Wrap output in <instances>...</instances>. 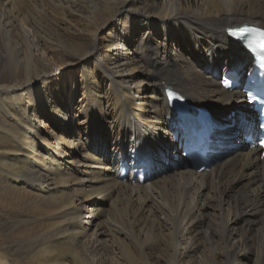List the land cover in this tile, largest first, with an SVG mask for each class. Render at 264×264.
Listing matches in <instances>:
<instances>
[{"label":"bare ground","instance_id":"bare-ground-1","mask_svg":"<svg viewBox=\"0 0 264 264\" xmlns=\"http://www.w3.org/2000/svg\"><path fill=\"white\" fill-rule=\"evenodd\" d=\"M243 24L264 28V0H0V264H140L127 244L142 264H264L256 113L220 83L252 67L225 32ZM166 88L212 113L205 169L176 156Z\"/></svg>","mask_w":264,"mask_h":264},{"label":"rangeland","instance_id":"rangeland-1","mask_svg":"<svg viewBox=\"0 0 264 264\" xmlns=\"http://www.w3.org/2000/svg\"><path fill=\"white\" fill-rule=\"evenodd\" d=\"M40 21H42L44 24L47 25V23L45 21H43L42 19H40ZM57 65L61 68H64V72L61 75V78H63V80L61 81V86H62L63 91H65L64 96H63L64 101L67 105L69 104V106L73 107V108L75 107V104L77 105L76 109L75 110L73 109V112H71V119H72L74 128L78 129L80 127V125H79L80 120L82 119L81 112L78 111L80 108V105H78V103L80 102L81 98L83 97V95H82L83 92L81 90V81L84 77L83 71H81L82 70L81 64H79V63L69 64V63H66L63 61V63H59ZM83 107L84 106H81V110ZM75 114H76V116H75ZM38 120H39V118H38ZM228 121H232V117H228ZM50 129H52V128L49 127V130ZM242 136H243V134H242ZM240 137L238 136V139ZM236 140H237V135L235 134V135H233V138H231L229 140V142H227V144H225L223 147H220V150L218 151L217 154H220V156H221L222 154H224L223 151H225L229 148L231 149V148L236 147L237 146V145H235ZM216 142L217 141H214V143H216ZM212 153H214V152L212 151L211 154ZM181 159L184 161L185 164H188V161L186 160L185 157L181 156ZM82 219L83 220L86 219V216ZM127 249L129 251V254L131 255V257L133 259L137 260L140 264H142L141 257L139 256L137 250L131 244H127ZM107 253H108V255H106V256L109 257V259H111L113 261H115V260L118 261L120 259L119 261H123L122 260L123 258H120L119 253L115 248H114V250L113 249L107 250Z\"/></svg>","mask_w":264,"mask_h":264},{"label":"snow or ice","instance_id":"snow-or-ice-1","mask_svg":"<svg viewBox=\"0 0 264 264\" xmlns=\"http://www.w3.org/2000/svg\"><path fill=\"white\" fill-rule=\"evenodd\" d=\"M252 31V30H248ZM232 36H236L237 32L232 31L230 33ZM247 48L255 50L264 51V31H261L259 29L256 30V38L253 40L248 41ZM225 84H227V81H225ZM261 147H264V140L261 141Z\"/></svg>","mask_w":264,"mask_h":264}]
</instances>
